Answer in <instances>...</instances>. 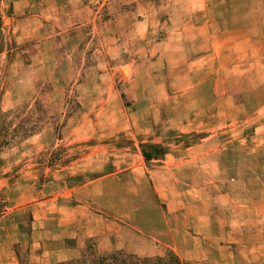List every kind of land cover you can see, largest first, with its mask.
Returning <instances> with one entry per match:
<instances>
[{"label":"rangeland","instance_id":"1","mask_svg":"<svg viewBox=\"0 0 264 264\" xmlns=\"http://www.w3.org/2000/svg\"><path fill=\"white\" fill-rule=\"evenodd\" d=\"M115 252L264 264V0H0V264Z\"/></svg>","mask_w":264,"mask_h":264},{"label":"trees","instance_id":"2","mask_svg":"<svg viewBox=\"0 0 264 264\" xmlns=\"http://www.w3.org/2000/svg\"><path fill=\"white\" fill-rule=\"evenodd\" d=\"M147 159L149 155H144ZM122 253V252H121ZM120 252L111 253L107 257H101L99 259L100 264H136L134 261H131L132 258H134V255H127L123 254L121 255ZM152 259V258H150ZM156 261L162 263V264H181L178 258L170 252L165 257H156ZM149 258H145V261H148Z\"/></svg>","mask_w":264,"mask_h":264}]
</instances>
